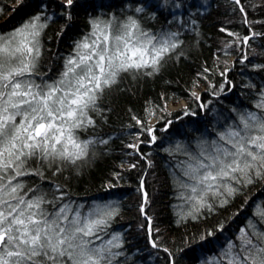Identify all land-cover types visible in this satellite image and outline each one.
Masks as SVG:
<instances>
[{
  "label": "snow or ice",
  "instance_id": "6c2138e0",
  "mask_svg": "<svg viewBox=\"0 0 264 264\" xmlns=\"http://www.w3.org/2000/svg\"><path fill=\"white\" fill-rule=\"evenodd\" d=\"M234 3L240 5L241 0ZM16 4L28 13L26 19L0 32V264H121L120 258L126 261L127 257L120 234L112 233L109 239L102 235L120 215L119 204L112 200L94 202L85 211L83 204L67 198L60 184L49 180L47 189L43 184L47 173L58 177L66 166L87 162L99 146L109 144L111 137L81 139L78 135L96 128L93 114L102 115L99 101L106 92L125 76H155L168 60L178 61L184 55L179 29L185 21L175 11L182 5H170L169 0H126L120 15H96L89 0H59L58 15L65 20L63 27L73 21L74 9L92 8L93 14L88 17L90 31L75 40L69 54L62 57L58 76L46 78L47 74L40 72L42 37L55 22L57 10L49 14L48 5L41 8L36 4L37 11L29 12L31 6L25 0H16ZM169 7L171 20L166 22L170 27H161L157 32L143 27L142 18L154 20L157 13ZM239 10L245 13L243 6ZM244 23L249 28L254 23L247 20L246 13ZM58 35H63V30ZM228 35L244 45L264 37V33L254 31L243 37L233 32ZM234 42L225 43V56ZM248 60L245 53L239 63L244 65ZM223 64L222 70L217 62L198 74L208 82V91L216 99L226 94V87L232 83L228 78L231 67L227 60ZM253 68L264 71V65ZM209 76H219L221 81L214 83ZM247 87L257 86L249 83ZM255 95V111L231 109L235 120L226 124L223 131H216V139L196 137L194 151L184 142L175 145V153L186 158L177 165L182 178L176 179L180 189L177 198L184 201L187 211L178 213L177 223L188 219L199 222L202 217L207 220L241 197L244 207L252 203V216L246 218L235 238L225 236L223 244L217 234L225 232L226 222L218 221L187 235L183 247L175 251L163 247L167 254L165 264H179L177 256L186 251L204 255L210 251L209 244L218 245V252L206 256L200 264H264V201L256 203L248 195L252 186L264 184V84ZM190 98L196 108L184 106L175 116L168 111L166 102L146 107L144 119L133 115L138 143L126 146L138 152L142 144L157 145L176 121L195 116L197 109L211 104V100L205 103L195 91ZM164 151L170 156L175 154L171 146ZM114 175L120 178V173ZM33 179L40 183L30 185ZM144 184L141 179L138 191L144 189ZM142 194L140 212L147 221L148 243L153 249H160L152 238V218L145 212L144 206L150 203L148 193Z\"/></svg>",
  "mask_w": 264,
  "mask_h": 264
},
{
  "label": "trees",
  "instance_id": "16d2710c",
  "mask_svg": "<svg viewBox=\"0 0 264 264\" xmlns=\"http://www.w3.org/2000/svg\"><path fill=\"white\" fill-rule=\"evenodd\" d=\"M58 2L59 0H43V3L41 0H25V3L31 6L29 12L37 11L36 4H40L41 8L48 5L49 14L57 10L55 22L49 25L42 37L40 72L47 74L46 78L58 76L62 69V57L69 54L75 40L90 31L88 17L93 14L92 8L74 9L73 21L68 27H63L65 20L58 15ZM125 2L126 0H89V3L95 6L96 15H120ZM177 2L182 6L175 10L176 14L182 15L185 21L183 28L179 29L180 38L184 42V55L178 61L175 58L168 60L155 76H138L136 79L125 76L117 86L106 92L99 101L102 115L93 114L96 128L78 132V135L81 139L111 137L109 144L99 146L96 154H90L87 162L66 166L58 177L53 178L51 173H47L43 184L45 189L49 180L60 184L67 198L76 204L85 205V211L92 202L98 200L110 199L119 204L120 215L107 229V234L102 235L104 239H109L112 233L120 234L122 251L127 257L126 261L124 257L120 258L121 264H165L167 254L162 251L163 247L175 251L183 247V240L187 235L203 230L208 225H215L218 221L226 222L225 232L217 234L220 244H223L225 236L235 238L239 228L246 223V218L252 216V203L244 207V198L241 197L227 210H220L218 214L208 216L207 220L202 217L199 222L188 219L177 223L180 219L178 213L187 211L184 201L177 198L180 189L176 179L182 178L177 165L186 158L175 153V145L177 142H184L194 151L196 137L216 139V131H223L226 124L235 120V113L231 109L255 111V93L264 84V71L254 70L253 65H264V37H257L249 41L248 45H244L234 36H229L228 32L239 33L241 37L250 35L252 31L264 33V23H255L264 21V0H241L240 5H236L234 0H169L170 5ZM241 6L245 8L247 20L254 22L251 23V28L244 23L245 13L239 10ZM22 7L16 4V0H0V9H3V14L0 15V32L8 31L26 19L28 13L19 10ZM13 8L18 10L13 12ZM169 11H172L171 7L162 9V13H157L154 20L145 16L142 18L143 27L153 32L159 31L161 27H170L166 22L171 20ZM192 20H195V25ZM221 28L226 31L222 32ZM62 30L63 35H58ZM172 30L177 29L173 27ZM229 41L235 42L228 50L229 55L225 56L223 48ZM245 53L249 60L242 65L239 60ZM225 60L231 67L228 78L232 83L226 87V94L216 99L208 91V82L198 74L202 73L205 67L213 68L217 62L222 70ZM208 79L217 84L221 81L219 76H209ZM249 83L255 84L256 89L247 87ZM192 91H199L197 93L204 102L211 100V104H208L206 109H197L195 116L176 121L168 133L162 134L163 138L157 145L142 144L138 152L126 146L129 143H138V128L131 118L133 115L144 119L146 107L163 105L165 102L167 105H179L184 102L185 106L196 108L190 98ZM176 111L172 112L173 116ZM170 146L175 153L172 156L164 151ZM133 164L136 167H130ZM115 173H120L119 179L115 178ZM141 179L145 181L144 189L138 191ZM38 183V179L30 181V185ZM143 191H147L150 201L144 207L147 216L152 218V238L158 241L160 249H153L148 243L147 221L140 212ZM248 195L256 203L264 201V184L252 186ZM180 205L184 207L181 208ZM237 212L239 215L234 216ZM233 216L234 219H227ZM207 248L210 251L204 255L186 251L178 255L177 260L179 264H200V260L218 252L216 244H209Z\"/></svg>",
  "mask_w": 264,
  "mask_h": 264
},
{
  "label": "rangeland",
  "instance_id": "374dc122",
  "mask_svg": "<svg viewBox=\"0 0 264 264\" xmlns=\"http://www.w3.org/2000/svg\"><path fill=\"white\" fill-rule=\"evenodd\" d=\"M196 92H199V91H196ZM185 104H184V102H182V103H180L179 105H170L169 106V109H174V110H177V109H179L180 107H183ZM152 123H156V121L155 120H152ZM94 203V202H93ZM92 203V204H93ZM92 204H90V205H92ZM89 205V206H90ZM85 206V205H84Z\"/></svg>",
  "mask_w": 264,
  "mask_h": 264
},
{
  "label": "bare ground",
  "instance_id": "6f19581e",
  "mask_svg": "<svg viewBox=\"0 0 264 264\" xmlns=\"http://www.w3.org/2000/svg\"><path fill=\"white\" fill-rule=\"evenodd\" d=\"M233 60H234V59L232 58L231 61H233ZM181 103H182V102H181ZM184 104H185V103H184ZM169 106H170V105H168V111H170V112L175 111L174 109H169ZM184 106H185V105H184ZM180 108H182V107H180ZM180 108H179V109H180ZM177 110H178V109H177ZM133 153H135V152H133ZM131 166H132V165H130V167H131ZM108 200H110V199H107V200H98V201H95V202H103V201H108ZM92 203H93V202H92ZM92 203H91V204H92Z\"/></svg>",
  "mask_w": 264,
  "mask_h": 264
}]
</instances>
